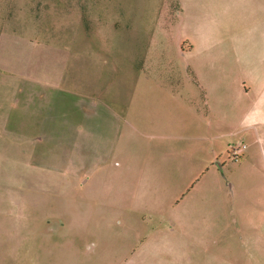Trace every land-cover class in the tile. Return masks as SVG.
I'll list each match as a JSON object with an SVG mask.
<instances>
[{"label":"rangeland","instance_id":"obj_1","mask_svg":"<svg viewBox=\"0 0 264 264\" xmlns=\"http://www.w3.org/2000/svg\"><path fill=\"white\" fill-rule=\"evenodd\" d=\"M234 28L262 61L264 0H0V264H264V158H250L252 146L236 158L250 141L242 125L212 138L206 98L188 104L184 81L167 78L168 60L183 76L200 56L201 31L231 43ZM145 74L160 77L139 82ZM139 83L175 93L174 111L138 124ZM105 103L127 110L119 151L134 168L113 178L127 191L38 166L75 131L50 123ZM46 138L48 155L34 160Z\"/></svg>","mask_w":264,"mask_h":264},{"label":"crops","instance_id":"obj_2","mask_svg":"<svg viewBox=\"0 0 264 264\" xmlns=\"http://www.w3.org/2000/svg\"><path fill=\"white\" fill-rule=\"evenodd\" d=\"M254 38L259 31L257 28L249 27L246 29ZM200 38V56L191 58L187 66V73L183 76L177 75L175 70V62L168 60V65L173 72L167 75L168 80L184 81V94H186V102L192 103V97L196 94L206 98L211 109L213 117L203 121V125L208 129H215L213 133H209L214 139L223 137L226 133H220V128L224 123L240 124L241 131L246 133L249 145L252 146L248 156L253 157L260 154L264 158V59L251 57L255 55L256 44L248 42L244 36L247 34L245 30H236L234 28L231 43L222 41V38H207V31H201ZM72 45V50L76 48ZM191 48L190 52H193ZM72 51V55H79L78 52ZM71 55V53H70ZM77 59V58H76ZM155 60L151 57L142 58V64H153ZM77 66L79 65L77 59ZM74 66V61H73ZM71 80H74V72ZM78 78V75H75ZM142 77V78H141ZM160 76L156 74H145L138 77L139 82L156 80ZM176 95L171 90L141 89L140 83L136 96L137 123L140 124L147 112H155L160 106L163 110L174 111ZM251 101L242 116L239 115L241 100ZM242 98V99H241ZM162 103V105H161ZM127 112L123 105H115L105 103L103 106L89 105L85 108L72 107L65 113L66 119L63 122L50 123L60 128H72L75 130L70 134L71 142L63 141L51 142L58 153H54L55 163L46 165L39 163L38 166L53 167L52 171L64 173L65 177L76 178L77 184H92L95 186L101 178H105L104 182L117 183L113 178L124 176L122 173L126 168H134L132 162H125L123 151H119L121 143V135L125 125L124 113ZM142 114V115H141ZM82 117V119H81ZM28 129L44 130L47 123H40L36 120L26 121ZM207 136H202L203 139ZM47 138L44 139V145L38 146L33 150L34 160L44 161L48 155L46 149ZM36 145H38L36 143ZM246 145V144H245ZM217 147L210 149V155H217ZM205 166V169H209ZM221 168V165H220ZM60 174V173H58ZM102 181V180H101ZM119 184V191H127V184ZM129 189V188H128ZM122 193V192H120ZM117 197V196H116Z\"/></svg>","mask_w":264,"mask_h":264},{"label":"built area","instance_id":"obj_3","mask_svg":"<svg viewBox=\"0 0 264 264\" xmlns=\"http://www.w3.org/2000/svg\"><path fill=\"white\" fill-rule=\"evenodd\" d=\"M247 148V145L243 144L242 146H236L233 149L234 156L238 158Z\"/></svg>","mask_w":264,"mask_h":264}]
</instances>
